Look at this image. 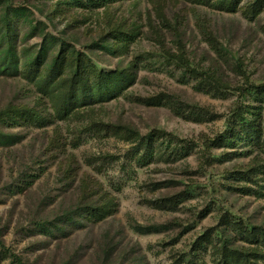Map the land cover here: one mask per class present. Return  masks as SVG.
<instances>
[{"label":"rangeland","instance_id":"1","mask_svg":"<svg viewBox=\"0 0 264 264\" xmlns=\"http://www.w3.org/2000/svg\"><path fill=\"white\" fill-rule=\"evenodd\" d=\"M237 1L0 0V264H264V0Z\"/></svg>","mask_w":264,"mask_h":264},{"label":"trees","instance_id":"2","mask_svg":"<svg viewBox=\"0 0 264 264\" xmlns=\"http://www.w3.org/2000/svg\"><path fill=\"white\" fill-rule=\"evenodd\" d=\"M2 1H7V0H2ZM110 1L115 2L117 0H65L66 4L68 6H73V7H78V8H92V9H100L101 7H103L105 4H107ZM191 1L195 2L197 5H202V4L208 5L209 4L210 6H213L218 10H223L225 12H230V13L235 12L236 5L238 2L237 0H191ZM158 8L159 7L157 5L156 6L157 12L163 13V10L158 9ZM17 9L21 10V8H17ZM21 12H23V10H21ZM24 12H25V10H24ZM162 20L164 21V19H162ZM176 20L178 21V19H176ZM196 20H198L197 23L199 24L202 19H200L198 17V18H196ZM164 22H166L165 26H167L168 29H176L177 22H175L176 26L172 25V23H170L169 21H164ZM130 25H132V24H130ZM130 25L127 27L128 30L123 29L124 25L121 27L113 28V30H111V33H110L111 34L110 36L112 38V44L107 45L104 48V50H106L107 52L114 53L113 50H116V49L118 50V48H123V47L128 45L129 41H133L136 34L139 33V30L137 28H135L136 26L130 27ZM16 59H17L16 53L10 52V51L5 52V54H3L2 58H1V60H2L1 61L2 62L1 69L6 71L8 68H14L16 63H17ZM76 68H78V66ZM189 71L194 73L193 69L189 70ZM107 74H110V73H105V75H107ZM99 76H102V73H99ZM211 80L214 82L215 85L218 84L216 86H219V83H220L219 80H216L213 76L211 77ZM221 86L225 87V85H221ZM118 90H121V89L118 88ZM112 93H114V91H110L109 95ZM251 132H253V131H245L244 132L245 136L248 137L247 139H249V140L255 139L254 143L259 142V135H258L257 131H254L252 134L249 135V133H251ZM247 141L248 140L244 141L245 144L250 145L253 143L252 141H249V142H247ZM12 143H13V140L7 138L6 135H0V145H7V144H12ZM234 145L235 144H233L232 146H234ZM262 151L264 153V150H262ZM136 229L140 233H145V232L147 233V232H152V231L157 230V228H155V227H148V228L137 227ZM243 231L244 230L241 227L240 232L243 233Z\"/></svg>","mask_w":264,"mask_h":264}]
</instances>
